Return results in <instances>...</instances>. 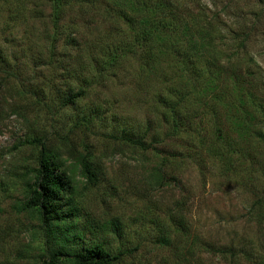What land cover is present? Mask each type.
Returning <instances> with one entry per match:
<instances>
[{"label": "rangeland", "instance_id": "obj_1", "mask_svg": "<svg viewBox=\"0 0 264 264\" xmlns=\"http://www.w3.org/2000/svg\"><path fill=\"white\" fill-rule=\"evenodd\" d=\"M172 1L174 15L182 11L180 24L195 25L183 15L197 21L200 16L216 21L217 15L222 24L234 25L232 12L221 8L225 0ZM113 3L76 0L65 5L55 29L51 2L0 0V264H43L59 246L45 238L41 220L26 203L39 150L26 138L52 149L71 186L77 210L72 225L85 232L63 247L76 250L103 240L115 257L111 264H264V117L250 133L239 134L225 116L229 102H215L220 91L228 100L242 98L250 82L257 100L264 101V42L246 48L235 42L221 46L232 43L226 37L216 42L221 57L231 51L235 56L220 59L216 72L204 70L213 81L208 88L186 85L183 63L168 51L158 53L148 69L130 57L122 70L94 72L84 80L75 58L83 44L111 47L132 33L124 19L111 16ZM238 5L241 11L256 8L254 0ZM68 88L83 95L64 106ZM167 89L188 95L179 111L189 124L175 135L161 122L159 96ZM205 110L209 115L198 119ZM84 115L88 122H82ZM145 124L153 128L145 149L119 138L123 126ZM80 156L97 169L95 184L79 173ZM162 162L166 179L158 185L149 175ZM180 201L187 229L168 215L177 213ZM111 219L119 221V233L86 230L91 221L97 226Z\"/></svg>", "mask_w": 264, "mask_h": 264}, {"label": "trees", "instance_id": "obj_2", "mask_svg": "<svg viewBox=\"0 0 264 264\" xmlns=\"http://www.w3.org/2000/svg\"><path fill=\"white\" fill-rule=\"evenodd\" d=\"M122 1H126V3ZM122 1L114 0L108 11L112 14L113 19L122 18L130 25L132 31L130 38L128 37V41L125 42L114 40L111 47H106L107 43H101V40V46H95L90 42L83 44L80 48L83 53L76 52L75 58L79 65L77 72L84 80H87L89 76L93 77L94 72L96 75L97 73L107 75L115 69L122 70L125 62L130 61V57L141 59L144 67L148 69L158 53L168 51L171 56L176 57L177 55L179 57L178 62L183 63L184 70L181 69L187 75L186 85L190 84L192 87L196 85L200 88L203 85L204 88H208L212 87L213 81L208 76L203 75L204 70L216 72L215 68L220 59L227 62L235 56V52L231 51V53H226L221 57L216 42L225 41V37L232 40L231 44L224 43L221 45L227 46V48L231 47L234 42L236 48H246L249 43L259 41L258 39L264 42V0H254L256 8L248 9V11H241L242 7L238 5L239 0H225L221 4V8L226 13L232 12L233 18L231 19L234 20L232 21L234 27L226 25V23L222 24L217 15H215L216 21H211L205 16H200L197 21L195 18L187 16L185 18V15H183L184 19L193 22L195 25L180 24L178 17L181 16L182 11H177L179 16L174 15L176 13L171 6L174 4L172 0ZM46 2H51L49 16L53 27L57 29L62 16L66 12L65 5L76 2V0H46ZM152 2L154 4H149ZM108 17L107 14H104L103 19ZM194 27L196 29L200 28V31H196ZM118 34L126 35V32L120 30ZM195 36L197 38H194ZM102 44L106 45L103 46ZM96 47H99L98 50H96ZM87 56L90 57V61H87ZM68 74L74 77L76 73L70 71ZM245 77L252 81L255 79L253 74L249 73ZM250 83L251 85L243 92L242 98L237 97L235 99L231 97L233 99L228 100L224 96L226 95L224 91H220L215 97L217 103H221V101L229 102L224 107L226 109L225 116L233 120V126L237 128L239 134L240 132L250 133L249 127L261 124L260 120L264 117V101L259 102L260 98L257 100L254 93L255 86H252V82ZM211 90L215 91L214 87L209 88V92ZM81 95H83L81 91L77 93V91L73 92L72 88H68V92L61 98V104L64 106L74 105ZM187 96V94H182L181 91L177 93L172 89H167L159 96V103L164 108L161 122L165 125L170 124V133L172 132L174 135L183 127L186 128V124H189L179 111L180 105L183 104ZM209 104L212 105L210 101ZM256 111L259 112L257 116L254 115ZM208 112L209 110L207 112L205 110L198 116V119H202L204 113L209 115ZM96 115L99 116V112H96ZM214 115L216 114L212 113L210 119L217 124L216 121L218 120L212 118ZM82 119V122H88L89 117L84 115ZM150 128L152 127L149 124L138 128L126 125L121 128L119 138L145 149V141ZM23 141L33 143L39 148L36 165L32 168L33 182L26 203L29 208L37 213L38 218L41 220L45 238L59 244L57 247H51L49 259L44 261L43 264H111L115 257L105 249L103 240L93 241L88 245L80 244L76 250L61 245L63 242H75L76 238L81 237L85 232L84 227L77 231L72 225V219L75 218L77 210L72 205L69 197L71 186L64 173L59 171L51 148L45 147L40 139L26 138ZM75 162L79 173L90 184H95L98 179L97 169L92 167L88 159L85 156H80ZM164 166L165 164L162 162L150 172L149 178L152 183L159 185L166 179L163 172ZM175 205L177 213L169 211V218L176 223L177 227L187 229L186 218L181 213L184 203L180 201ZM90 223V228L87 227L86 229L88 231H97L99 234L119 233L120 223L117 219H111L100 225L96 224L97 226L92 225V221Z\"/></svg>", "mask_w": 264, "mask_h": 264}]
</instances>
